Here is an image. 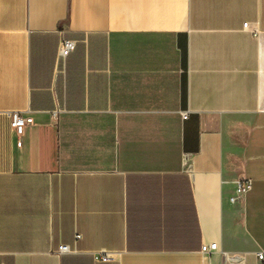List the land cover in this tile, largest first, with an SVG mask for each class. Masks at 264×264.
Instances as JSON below:
<instances>
[{
	"label": "crops",
	"instance_id": "crops-1",
	"mask_svg": "<svg viewBox=\"0 0 264 264\" xmlns=\"http://www.w3.org/2000/svg\"><path fill=\"white\" fill-rule=\"evenodd\" d=\"M259 252L264 0H0V264Z\"/></svg>",
	"mask_w": 264,
	"mask_h": 264
},
{
	"label": "built area",
	"instance_id": "built-area-1",
	"mask_svg": "<svg viewBox=\"0 0 264 264\" xmlns=\"http://www.w3.org/2000/svg\"><path fill=\"white\" fill-rule=\"evenodd\" d=\"M244 29H248V24L244 25ZM254 36H258L257 33H254ZM76 48V43L74 41L70 40H64L60 47H59V57L60 58H67ZM57 115V112H54V116ZM189 117V112H183L182 113V118L184 120L188 119ZM33 119L31 117H24L21 115L20 112H14L12 113V127L17 133V135L21 136L24 132V129L27 125L33 124ZM252 181L250 179H243L237 182L236 184V190H237V195L242 196L246 193H248L252 189ZM236 198H232L231 202H235ZM77 238H80V236H77ZM218 249V244L217 243H212L209 245H204L202 247V252L209 254ZM71 252L70 247L67 245L61 246L58 253L63 254V253H69ZM258 259L264 264V252H259L257 254ZM98 258L101 261H110L114 259V255L109 252L105 251H100L98 253Z\"/></svg>",
	"mask_w": 264,
	"mask_h": 264
}]
</instances>
